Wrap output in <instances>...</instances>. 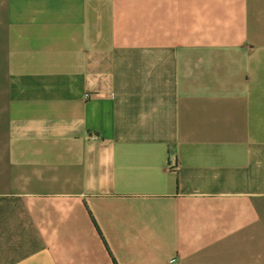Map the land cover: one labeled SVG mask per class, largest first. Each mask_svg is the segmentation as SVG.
<instances>
[{
    "label": "crops",
    "instance_id": "0c3cea01",
    "mask_svg": "<svg viewBox=\"0 0 264 264\" xmlns=\"http://www.w3.org/2000/svg\"><path fill=\"white\" fill-rule=\"evenodd\" d=\"M0 264H264V0H0Z\"/></svg>",
    "mask_w": 264,
    "mask_h": 264
}]
</instances>
